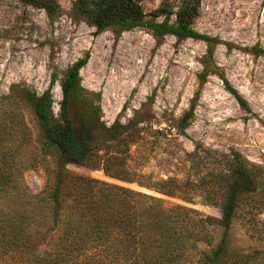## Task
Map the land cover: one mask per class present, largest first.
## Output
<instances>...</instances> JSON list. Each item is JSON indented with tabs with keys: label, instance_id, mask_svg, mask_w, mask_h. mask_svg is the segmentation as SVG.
Listing matches in <instances>:
<instances>
[{
	"label": "trees",
	"instance_id": "16d2710c",
	"mask_svg": "<svg viewBox=\"0 0 264 264\" xmlns=\"http://www.w3.org/2000/svg\"><path fill=\"white\" fill-rule=\"evenodd\" d=\"M20 1L43 9L52 21L62 13L57 0ZM169 1L162 0L159 8L145 13L140 0H73L69 15L95 27L98 34L111 30L119 35L144 28L157 41L166 35L199 40L212 58L220 41L192 27L201 0H179V6ZM88 60L86 53L65 72L60 82L58 120L50 89L37 95L16 84L2 99L4 117L22 131L19 146L28 142L20 110L31 111L40 132L41 151L50 157L53 169L43 188L32 194L18 179L20 152L0 147V264H264V248L240 253L228 240L243 205L258 198L251 209L256 214L264 212V173L249 168L231 151L218 158L223 169L206 174L198 184L145 174L135 164L131 148L147 135L164 137L171 128L154 129L139 113L127 124L115 120L104 126L99 121L100 95L87 92L80 83L79 72ZM208 75V68L198 74V90L177 122L181 132L193 116ZM230 92L248 110L245 101L234 90ZM1 125L0 130L6 131ZM190 157L202 161L204 156L197 150ZM70 164L101 170L110 179L188 203L198 190L208 191L204 201L220 205V218L204 216L163 197L72 173L67 168ZM216 185L222 191L217 198Z\"/></svg>",
	"mask_w": 264,
	"mask_h": 264
},
{
	"label": "rangeland",
	"instance_id": "374dc122",
	"mask_svg": "<svg viewBox=\"0 0 264 264\" xmlns=\"http://www.w3.org/2000/svg\"><path fill=\"white\" fill-rule=\"evenodd\" d=\"M140 1L145 13L162 3ZM169 2L180 4L179 0ZM57 3L62 13L52 21L43 9L20 0H0V122L6 128L0 130L4 135L0 137V147L20 152L18 165L22 170L18 179L32 194L43 188L53 163L41 151L40 132L29 109L20 110L28 142L19 146L22 131L18 132L19 128L4 117L2 99L16 84L37 95L50 89L53 114L58 120L60 82L86 53L89 60L79 72L80 83L87 92L100 95L99 121L104 126L115 120L127 124L139 113L153 123L154 129L171 128L164 137L147 135L131 148L135 164L145 174L198 184L206 174L222 170L224 165L218 158L231 151L238 153L246 166L264 173V0H201L192 27L220 41L212 58L202 41L177 40L170 35L157 41L144 28L119 35L111 30L98 34L95 27L70 17L73 0ZM174 20L173 16L171 21ZM254 46L258 49L250 51ZM206 68L209 75L193 116L181 132L177 122L189 109L198 90V74ZM230 90L245 101L248 110ZM71 112L76 124L75 108ZM197 150L204 156L202 161L190 157ZM67 168L75 174L163 197L204 216L221 215L220 205L204 201L208 191L198 190L188 203L110 179L101 170L71 164ZM221 192L216 185L214 197L221 196ZM257 201L255 198L243 205L233 221L228 240L240 253L264 248V212L256 214L251 209Z\"/></svg>",
	"mask_w": 264,
	"mask_h": 264
}]
</instances>
